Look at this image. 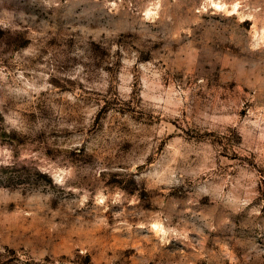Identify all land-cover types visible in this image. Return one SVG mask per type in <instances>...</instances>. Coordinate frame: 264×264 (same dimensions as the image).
<instances>
[{"label": "rangeland", "instance_id": "rangeland-1", "mask_svg": "<svg viewBox=\"0 0 264 264\" xmlns=\"http://www.w3.org/2000/svg\"><path fill=\"white\" fill-rule=\"evenodd\" d=\"M0 264H264V0H0Z\"/></svg>", "mask_w": 264, "mask_h": 264}]
</instances>
